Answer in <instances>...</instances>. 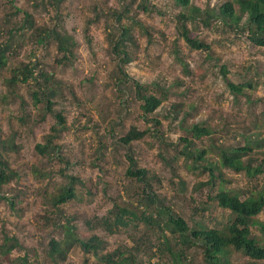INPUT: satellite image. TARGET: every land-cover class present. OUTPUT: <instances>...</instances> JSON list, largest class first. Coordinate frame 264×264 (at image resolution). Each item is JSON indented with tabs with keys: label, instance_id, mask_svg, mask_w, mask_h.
<instances>
[{
	"label": "rangeland",
	"instance_id": "obj_1",
	"mask_svg": "<svg viewBox=\"0 0 264 264\" xmlns=\"http://www.w3.org/2000/svg\"><path fill=\"white\" fill-rule=\"evenodd\" d=\"M44 1L0 0V45L10 48L7 69L34 63L38 70L52 74L59 83L52 110L64 118L65 130L54 145L69 168L55 159L47 163L34 150L36 145H44L45 136L56 122L53 114L39 120L44 111L43 107L33 105L35 82L8 88L2 79H8L9 74L6 69L0 71V96L8 92L6 103L0 101V141L11 138L19 147L16 153L1 154L17 178L0 189V195L13 201L12 207L0 201V244L3 236H13L18 246L7 259L0 257V264H19L17 258L23 254L26 264H53L46 254L48 242L62 239L64 225L74 226L80 239L97 236L108 251L130 250L133 264H171L158 226L149 227L132 218L127 227L113 228L112 233L102 226V220L114 208L136 212L140 220V211L149 214L155 207L137 208L143 186L125 176L127 151L119 141L130 127L150 130L142 141L132 144L137 167L152 177L153 191L163 205L190 227L201 222L210 228H222L233 220L229 210L219 207L217 201H207L217 195L219 188L242 193V201L259 194L264 197V175L250 178L229 169L219 168L212 185L199 186L210 179L203 164L217 165L219 149L249 147L247 139L258 141L260 149L244 156L243 162L247 165L252 161V167H257L264 161V47L247 40L245 17L238 26L217 17L207 19L211 23L208 26L200 20L188 23L190 34L209 48L208 53L190 52L177 36L182 9L175 7L172 0H66L59 9L48 7L47 11L42 7ZM225 1L232 0H191V6L201 12L216 11ZM35 3L40 6L36 11ZM125 3H133L126 15L135 18V24L127 19L122 21L131 28L133 40L129 47L132 62L125 67V73L146 86L149 94L159 97L164 91L162 105L150 117L159 123L158 127L141 120L140 103L130 84L120 85L117 61L105 40L106 27L113 23L109 13ZM137 5L145 6L148 13L136 9ZM15 8L31 14L38 27L53 29L57 25L59 33L69 36L74 44L71 62L62 64V55L56 57L54 43L46 49L37 46L33 32L16 41L11 30L22 15H13ZM95 13L98 23L92 24ZM144 29L150 37H146ZM177 58L187 65L190 74L184 73ZM55 59L61 64L57 65ZM222 68L227 69L229 81L236 85L248 82L252 88L236 98L226 85ZM22 118L23 126L17 122ZM199 123L210 131L209 137L194 140L180 128L182 124L183 129L189 130ZM183 139L207 153L205 163L188 168L193 161L187 162L180 155L185 145ZM31 166L40 167L41 178L32 176ZM63 169L65 178L60 174ZM70 178L75 180L72 182L75 198L53 209L50 196L67 186ZM254 219L264 222V209ZM251 231L258 240L264 238L257 227ZM156 249L162 251L160 258L153 254ZM172 250L178 251L175 247ZM184 255L185 264H203L200 248L196 246L189 247ZM229 260L231 264H251L248 257L238 252H232ZM61 264L99 263L76 245Z\"/></svg>",
	"mask_w": 264,
	"mask_h": 264
},
{
	"label": "trees",
	"instance_id": "obj_2",
	"mask_svg": "<svg viewBox=\"0 0 264 264\" xmlns=\"http://www.w3.org/2000/svg\"><path fill=\"white\" fill-rule=\"evenodd\" d=\"M13 2V0H10ZM66 0H45L42 2L44 11L47 8L59 9L60 6L65 3ZM173 5L182 9L179 13V20L176 26L177 36L183 41L190 52H209V48L204 43L190 34L187 27L189 24H194L196 20H200L203 25L208 26L209 20L211 21L217 17L220 20L230 23L232 26H238L239 22L245 17V29H247V40L252 45L257 47H264V0H232L225 1L216 8V11L201 12L199 8L191 6V0H172ZM133 3L126 4L119 9L112 10L109 14L113 20L112 25L106 27L105 40L108 44L112 56L117 61V68L121 83L130 84L134 90L135 99L140 103V110L142 113L141 120L147 123H154L157 127L159 123L155 120H150V117L155 114L156 110L162 105L165 98L164 91H161V96L156 97L155 94H149L146 86L140 85L138 82L131 80L125 73V67L132 62V54L129 51L130 45L133 40L131 38V28L123 24V20L127 19L135 24V18L130 17V9ZM40 6L35 3V11ZM148 13L146 7L141 5L137 8ZM15 15L21 14L20 20L18 19L14 28H12L13 35H15L16 41L26 39L27 34L33 32L35 44L42 46L45 49L51 43L56 46V57L62 55V64L70 63L73 57L74 44L73 40L66 34L59 33L58 29L46 26H37L33 16L26 12H21L19 9H14ZM160 15V11H158ZM92 24L98 23L95 13ZM146 37H150L148 30L144 29ZM11 34L7 33V37ZM10 50L6 44L0 45V71L6 69L9 78L2 79V82L8 88H12L14 85L27 84L29 81L35 82V90L32 92L33 105L35 107H43V114H39L38 118L40 121L44 120L46 114L52 115V107L54 103L52 100L57 96L55 87L59 86V83L55 80L52 74L45 73L44 70H38V65L30 63L27 65H20L15 69H7V56ZM176 53V52H175ZM177 54V53H176ZM209 59V58H208ZM178 62L183 65V71L186 74H190L187 65H184L181 60L177 58ZM57 65L58 60L54 61ZM61 64V62H60ZM59 64V65H60ZM222 75L226 81V85L231 93L237 98L244 94L245 89H251V84L243 83L236 85L229 81V73L226 68H222ZM36 74V75H35ZM39 81L43 84L40 85ZM34 89V87H33ZM10 95H12L10 93ZM8 92L5 95L0 96L2 104L6 103ZM174 110L175 107L171 106ZM55 124L50 127L49 134L44 138V145H36L34 150L39 158L46 160L47 163L57 160L58 164H64L65 168H69V163L63 161L59 156V148L54 145L55 140L65 130V120L60 113L53 114ZM24 118L17 121L23 126ZM180 128L186 135H190L194 140H200L203 137H209L210 131L204 127L202 123L193 125L189 130L183 129L182 124ZM253 128L256 129V124H253ZM156 132V131H155ZM150 134V130L146 129L139 131L136 127H130L127 133L120 139L119 144L125 147L127 153L125 155L126 161L128 162V169L126 170L125 176L129 180H134L137 184L143 186V197L138 203L137 208L140 206L146 208L154 205L151 213L146 214L140 211L141 219L139 220L136 216V212H132L126 208H114L109 213L108 217L102 220V226L107 232H114L120 226L127 227L131 222L129 218L138 220L145 223L147 226H158L160 229V240L165 245L166 257H171V264H185L186 255L184 251L191 246L200 248L202 254L203 264H231L229 258L232 252H238L244 254L251 260V264H264V238L257 239L252 234L251 228L257 227L258 230L264 235V222H258L254 218L264 209V197L259 194L257 197H249L244 201L241 200L242 193L233 191H225L222 188L218 189L217 195L212 198H207V201H217L219 207L229 210L233 215V220L224 225L222 228H210L207 225L196 222L190 227L184 219L178 214L172 211L168 206L163 205V201L159 200L158 196L154 193L151 184L152 177H148V172L144 169L137 167V162L134 159L132 153V144L135 142L142 141L146 135ZM158 139L159 136H154ZM163 135L160 137L163 139ZM247 143L249 147H242L237 149L222 148L217 152L218 163H205L204 156L207 155L205 151H201L194 144L186 139L182 142L185 144L183 151L180 155L184 157L185 161H193L192 165L188 166L189 169L195 168L197 163L203 164V170L208 172L209 181L208 183L201 186L212 185V179H215V172L218 169H229L236 173H245L248 177H255L264 175V161H261L257 167H252V161H249L247 165L243 162L244 156L250 155L254 149H260L258 141ZM19 147L15 146L9 138L6 141H0V189L8 185L12 180H16L17 174L10 171L7 167V160L1 155L7 152H18ZM160 160L169 166V162L158 155ZM171 163V162H170ZM41 165V164H40ZM39 165V166H40ZM40 167L31 166L30 172L33 177L41 178V172L38 170ZM64 169L60 171L62 175ZM63 178H65L62 175ZM67 186L61 188L56 195L50 196V203L53 209H57L59 205L72 201L75 198V191L72 186L74 179ZM149 193H146L147 190ZM146 191V192H145ZM0 201L6 202L10 207L13 205L11 198H7L4 195H0ZM147 205V206H146ZM147 209V208H146ZM111 216H114L113 220ZM162 226V227H161ZM63 237L61 240L51 239L48 242V249L46 250L47 258L53 264H61L66 260V257L70 250L78 245L84 253L92 254L96 262L99 264H133L134 258L130 250H106L105 244L97 237L91 236L88 240L80 239L76 235L74 226L64 225ZM115 228V230H113ZM162 228V229H161ZM167 232V233H166ZM16 240L13 236H3L2 243L0 244V257L7 259L8 254L17 248ZM178 251H173V248ZM160 249H156L154 255L160 258ZM19 264H26V256L23 254L22 257L17 258Z\"/></svg>",
	"mask_w": 264,
	"mask_h": 264
}]
</instances>
